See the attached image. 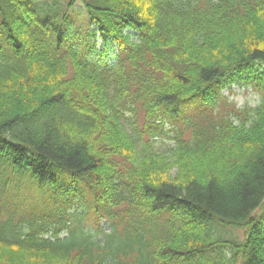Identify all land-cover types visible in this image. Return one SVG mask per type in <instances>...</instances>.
I'll list each match as a JSON object with an SVG mask.
<instances>
[{"label": "trees", "instance_id": "16d2710c", "mask_svg": "<svg viewBox=\"0 0 264 264\" xmlns=\"http://www.w3.org/2000/svg\"><path fill=\"white\" fill-rule=\"evenodd\" d=\"M0 264H264V0H0Z\"/></svg>", "mask_w": 264, "mask_h": 264}, {"label": "rangeland", "instance_id": "374dc122", "mask_svg": "<svg viewBox=\"0 0 264 264\" xmlns=\"http://www.w3.org/2000/svg\"><path fill=\"white\" fill-rule=\"evenodd\" d=\"M96 50L98 51V55L96 56L97 59H100L102 57H105L107 55V59H111L114 55H116L117 48L116 47H109L108 44L104 43V40L100 37L96 39ZM94 50H90V54L93 56ZM101 54V55H100ZM223 93L228 98L230 102L234 103L235 105L239 107L244 106H255L259 100H260V94L259 91L256 90L252 85L248 86L245 84H233L231 87L227 86L223 89ZM168 142H162L161 147L163 149H166L168 147ZM28 195H32L31 193H28ZM80 197H75V200H78ZM85 207V202L82 200L79 203H74V206H72L70 211H74L77 209V211L81 212L82 209ZM82 218V221L87 226H90L91 223H93V220L90 216L84 215ZM93 225V224H92ZM100 226L103 230L106 232H109L111 230V226L109 223L105 221L104 218L100 220ZM92 227V226H91Z\"/></svg>", "mask_w": 264, "mask_h": 264}]
</instances>
